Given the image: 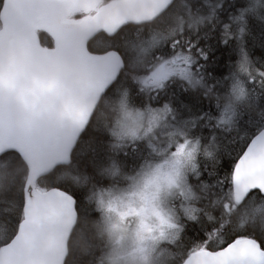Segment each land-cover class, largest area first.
<instances>
[{
	"label": "snow or ice",
	"instance_id": "snow-or-ice-1",
	"mask_svg": "<svg viewBox=\"0 0 264 264\" xmlns=\"http://www.w3.org/2000/svg\"><path fill=\"white\" fill-rule=\"evenodd\" d=\"M258 3L0 0V264H75L77 250L96 256L91 264L97 257L124 264L128 256L145 264H264V62L257 67L245 40L250 21L264 30ZM205 25L219 29L225 46L235 43L239 62L227 78L201 63L210 58L199 47ZM177 87L205 97L223 89L222 115L184 103ZM133 93L167 102L133 112ZM108 107L114 123L101 122ZM200 126L245 133L248 143L223 175L217 162L226 153L202 148L203 137L193 136ZM145 143L158 144L157 155H146ZM129 165L135 175L124 176ZM65 183L88 193L99 219L52 186ZM205 217L200 235L186 239L188 225ZM249 230L259 238L241 234Z\"/></svg>",
	"mask_w": 264,
	"mask_h": 264
},
{
	"label": "trees",
	"instance_id": "trees-1",
	"mask_svg": "<svg viewBox=\"0 0 264 264\" xmlns=\"http://www.w3.org/2000/svg\"><path fill=\"white\" fill-rule=\"evenodd\" d=\"M261 5H264V0L258 3L257 7L259 8ZM223 19V16L221 17ZM250 25L252 27L251 34L245 37L247 50L249 52L250 58L257 63V67L260 66L261 62H264V30L261 29L258 22H251ZM142 31H147L148 35L144 36L145 39L150 38V29H144ZM238 31V28L236 29ZM208 32L209 34L205 37L204 33ZM199 34L201 37H203L199 41V47L204 48L208 51L209 54V60L207 62L201 60L202 64L206 63V73L210 74L215 79H222L227 78L229 76L230 72H233L236 70L234 66L238 65L239 62V56L238 53L234 50L235 43L233 41H230L227 46H225L220 41V32L219 29H212L209 30V28L205 26H201L199 29ZM190 38L193 39V42H195V34H193ZM40 39L44 46L51 47L52 42L51 38L47 36L43 31L40 32ZM158 55L160 53H157ZM231 81L229 80L226 88L227 90L231 89ZM186 87V85H185ZM177 94L181 95V99L186 104H197L199 107L203 108L206 111H209L212 113L213 117L215 119H218L222 112L216 108V95H223V89H217L216 93L211 97H205L202 95L199 91H190L188 94H181L179 87L175 89ZM167 101H163L160 103H157L156 101L148 102L146 96H137L135 93H133V103L131 105L132 108H135L137 110H143V108H146L147 106H150V104L155 105L158 104L160 107H163V103ZM103 112V119L102 123H114L116 116L112 112V109L110 107L102 109ZM185 119L188 117L185 116ZM98 130V129H97ZM193 136L196 137H203L201 140V145L209 152H213L216 154L218 151H223L226 153V155L222 156L220 160L217 162L219 165V169L221 171V174L223 175L225 172H227L230 169V166L236 162V158L242 154L245 145L248 143L247 139L245 138V133L240 132L239 138H237V133L234 131H230L229 127L221 126L218 131H213L212 126H200L196 128L193 131ZM215 136V140L212 139V137ZM192 138V137H191ZM144 148L146 149L145 154H152L156 155L152 147H149L146 143L144 145ZM209 148L210 150H208ZM207 159V160H206ZM210 157L202 158L200 156L199 162L207 164L211 163ZM155 160L149 161V163H153ZM141 164H143V161H141ZM207 164L205 165L207 167ZM132 166L129 165L127 169H123L124 176H131L135 175L134 172L130 171V168ZM127 171V172H126ZM139 171V169H137ZM207 175V173H205ZM110 179L107 178L104 182L105 187H110ZM106 183V184H105ZM190 184H194L195 180L194 178H190L189 180ZM108 184V185H107ZM127 185L126 183L123 184H117V186H124ZM52 186H59L62 189L69 191L71 194L74 195L75 198L78 199L82 203V208H86L88 212V216L90 220H97L99 219V216L97 215L94 205L90 204L88 200L86 199L87 192L72 187L70 184H56ZM116 186V187H117ZM195 191V189H194ZM188 202H186L187 204ZM191 206L200 208L201 205L199 202L192 204ZM213 215L215 213L213 212ZM186 219V218H185ZM209 222L207 221L206 217L204 218L203 225L202 224H189L188 225V231L186 234V239H195L197 236L200 235V228L202 226L206 227ZM245 235H256L257 238H259L260 233L256 231L253 233L252 230H249L247 232L241 233ZM232 233H229L226 237L227 239H231ZM215 247V246H214ZM97 255H99V252H97ZM96 256H88V255H82L79 250L76 251L75 256L73 257V260L75 264H90V261L95 259Z\"/></svg>",
	"mask_w": 264,
	"mask_h": 264
},
{
	"label": "clouds",
	"instance_id": "clouds-1",
	"mask_svg": "<svg viewBox=\"0 0 264 264\" xmlns=\"http://www.w3.org/2000/svg\"><path fill=\"white\" fill-rule=\"evenodd\" d=\"M259 223V222H258ZM117 239H120L119 237H117ZM131 238L130 237H124L123 240H121V243H123L125 245L124 251L125 252H131V248L128 247V244L130 243ZM111 249H109L110 251ZM104 252H99V255L102 256L104 255ZM82 255H86V254H82ZM92 261H90L91 264ZM96 264H99V259L97 257L96 259ZM106 264H111L110 261H106ZM124 264H145L144 261L140 260L138 257H133V256H128L126 261L124 262Z\"/></svg>",
	"mask_w": 264,
	"mask_h": 264
},
{
	"label": "rangeland",
	"instance_id": "rangeland-1",
	"mask_svg": "<svg viewBox=\"0 0 264 264\" xmlns=\"http://www.w3.org/2000/svg\"><path fill=\"white\" fill-rule=\"evenodd\" d=\"M262 0H259V2H261ZM258 5V4H257ZM150 36H151V33H150ZM230 91V90H229ZM155 109V108H162V106L160 107V105H158V104H155V105H152V104H150V106H147L146 108H143V110H137V109H135V108H132L131 107V110L133 111V112H141V113H144L145 111H146V109ZM146 119H147V117H145ZM191 138V137H190ZM202 146V145H201ZM156 147H158V144H156V145H153L152 146V150H153V148H156ZM202 148L204 149V147L202 146ZM208 150H210L209 148H208ZM154 152V151H153ZM156 155H157V153L156 152H154ZM203 158H206V157H203ZM199 159H200V156H198V161H199ZM161 161L160 160H155V161H153V163H160ZM127 187V185H124V186H119V188H126ZM186 203V202H185ZM181 211H182V209H181Z\"/></svg>",
	"mask_w": 264,
	"mask_h": 264
},
{
	"label": "bare ground",
	"instance_id": "bare-ground-1",
	"mask_svg": "<svg viewBox=\"0 0 264 264\" xmlns=\"http://www.w3.org/2000/svg\"><path fill=\"white\" fill-rule=\"evenodd\" d=\"M47 47V46H46ZM208 149V148H207ZM207 160V159H206ZM127 172V171H126ZM127 176V175H126ZM106 184V183H105ZM108 185V184H107ZM121 185V184H120ZM117 186V185H116ZM118 187V186H117ZM121 187V186H120ZM62 190H64V189H62ZM71 194V193H70Z\"/></svg>",
	"mask_w": 264,
	"mask_h": 264
},
{
	"label": "water",
	"instance_id": "water-1",
	"mask_svg": "<svg viewBox=\"0 0 264 264\" xmlns=\"http://www.w3.org/2000/svg\"><path fill=\"white\" fill-rule=\"evenodd\" d=\"M44 46V45H43ZM46 47V46H45Z\"/></svg>",
	"mask_w": 264,
	"mask_h": 264
}]
</instances>
